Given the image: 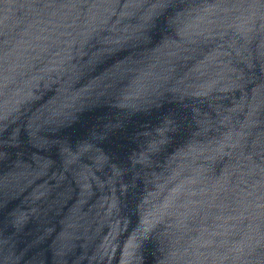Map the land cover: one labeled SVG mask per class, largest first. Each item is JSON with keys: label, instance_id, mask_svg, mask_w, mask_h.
I'll use <instances>...</instances> for the list:
<instances>
[{"label": "water", "instance_id": "95a60500", "mask_svg": "<svg viewBox=\"0 0 264 264\" xmlns=\"http://www.w3.org/2000/svg\"><path fill=\"white\" fill-rule=\"evenodd\" d=\"M0 264H264V0H0Z\"/></svg>", "mask_w": 264, "mask_h": 264}]
</instances>
